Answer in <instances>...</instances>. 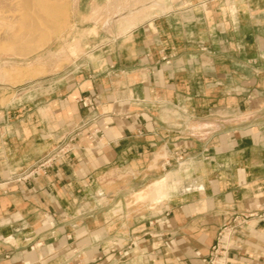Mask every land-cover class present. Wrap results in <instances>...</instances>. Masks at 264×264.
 Segmentation results:
<instances>
[{"label":"crops","instance_id":"obj_1","mask_svg":"<svg viewBox=\"0 0 264 264\" xmlns=\"http://www.w3.org/2000/svg\"><path fill=\"white\" fill-rule=\"evenodd\" d=\"M123 19L34 101L0 104V264H207L250 213L222 264H264V0ZM141 187L143 213H114Z\"/></svg>","mask_w":264,"mask_h":264},{"label":"rangeland","instance_id":"obj_2","mask_svg":"<svg viewBox=\"0 0 264 264\" xmlns=\"http://www.w3.org/2000/svg\"><path fill=\"white\" fill-rule=\"evenodd\" d=\"M63 5L60 16L52 23L49 36L43 43L32 52L27 54L17 53L18 43L8 40L0 41V104H22L34 101V96L43 94L49 86V80L53 76H59L68 67L78 64L84 56L98 48L100 41H109L116 34L125 30L124 16L129 14L137 6H143L148 0H62ZM125 11V13H120ZM127 25V23H126ZM45 27L46 25H43ZM87 26L95 27L97 37L95 44L82 47L72 46L80 37L84 36V29ZM1 30V25H0ZM47 41V42H46ZM46 42V44H45ZM98 43V44H97ZM43 45V46H42ZM27 52V51H24ZM41 97V96H39ZM193 113L200 115L202 112L187 110L179 116ZM174 115V112H173ZM197 119H192L196 121ZM185 121H191L186 119ZM199 121H206L201 118ZM30 133V131H29ZM171 165L169 169H173ZM189 178V176H188ZM146 189L141 187L132 191L127 197L129 203L122 210V207L114 210V213L126 214L143 213L147 209L148 199H140V194ZM181 190V189H179ZM147 204V205H146ZM227 232V230H226Z\"/></svg>","mask_w":264,"mask_h":264},{"label":"bare ground","instance_id":"obj_3","mask_svg":"<svg viewBox=\"0 0 264 264\" xmlns=\"http://www.w3.org/2000/svg\"><path fill=\"white\" fill-rule=\"evenodd\" d=\"M64 4L62 0H0V41L18 43L19 46L16 45V48L18 47L19 54L34 51L40 47L39 44L47 40L52 23L60 16ZM42 24L46 26L43 27ZM165 182L166 184L172 182L170 175ZM153 187H155L153 191H159L165 188V184L162 182Z\"/></svg>","mask_w":264,"mask_h":264},{"label":"built area","instance_id":"obj_4","mask_svg":"<svg viewBox=\"0 0 264 264\" xmlns=\"http://www.w3.org/2000/svg\"><path fill=\"white\" fill-rule=\"evenodd\" d=\"M263 215H264V211H262V213H260V215H258V217H261ZM252 216H255V214L250 213L248 215L243 214L240 216H235L234 227L226 229L227 232L225 230L219 234L216 245L213 247V253L210 254V256L207 260V264H222L223 263L222 256L224 255L225 246H222L221 243H223V245H224L225 244L224 241L227 240L228 237L234 232L232 229L238 228L240 226V224L243 223L244 219H246L247 217H252ZM218 250L220 251L219 253L217 252Z\"/></svg>","mask_w":264,"mask_h":264}]
</instances>
